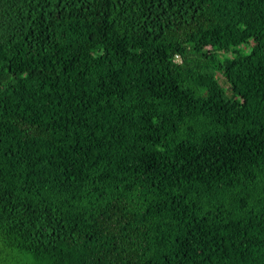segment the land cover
I'll use <instances>...</instances> for the list:
<instances>
[{
    "label": "trees",
    "instance_id": "16d2710c",
    "mask_svg": "<svg viewBox=\"0 0 264 264\" xmlns=\"http://www.w3.org/2000/svg\"><path fill=\"white\" fill-rule=\"evenodd\" d=\"M0 264H264V0H0Z\"/></svg>",
    "mask_w": 264,
    "mask_h": 264
},
{
    "label": "rangeland",
    "instance_id": "374dc122",
    "mask_svg": "<svg viewBox=\"0 0 264 264\" xmlns=\"http://www.w3.org/2000/svg\"><path fill=\"white\" fill-rule=\"evenodd\" d=\"M220 83H222V85H223L225 88H227V92H228V94L230 95V91H229V89H228V85H227V83H226L223 79H221V78H220Z\"/></svg>",
    "mask_w": 264,
    "mask_h": 264
}]
</instances>
